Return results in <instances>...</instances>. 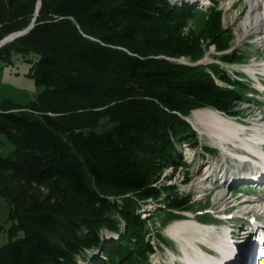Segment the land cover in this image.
<instances>
[{"label":"trees","instance_id":"trees-1","mask_svg":"<svg viewBox=\"0 0 264 264\" xmlns=\"http://www.w3.org/2000/svg\"><path fill=\"white\" fill-rule=\"evenodd\" d=\"M40 1L33 28L0 47L6 64L13 51L35 55L27 76L43 88L25 105L0 103V134L14 147L0 154L13 222L0 264H150L151 221L190 211L187 194L156 185L186 166L183 144L198 148L187 119L199 109L237 117L250 101L238 79L202 63V42L226 51L220 14L194 33L193 8L170 0ZM37 2L0 0V41L31 24ZM147 200L164 206L151 221L138 214Z\"/></svg>","mask_w":264,"mask_h":264},{"label":"rangeland","instance_id":"rangeland-1","mask_svg":"<svg viewBox=\"0 0 264 264\" xmlns=\"http://www.w3.org/2000/svg\"><path fill=\"white\" fill-rule=\"evenodd\" d=\"M170 2L174 7L187 5L193 8L192 17L185 30L194 33L202 30L211 10L220 14V40L226 51H217L211 41L202 42L206 53L202 63H216L231 80L238 79L244 84L241 89L250 101L237 109L240 113L237 117L223 116L211 109H199L193 111L187 119L198 137V148L193 149L183 144L179 151L186 166L179 167L176 171L164 169L156 185L187 194L190 211L176 218L161 214L151 221L154 210L163 209L164 206L151 200L140 203L141 210L138 214L151 221V235L155 236L151 241L155 254L150 257V264H189L184 261V257H198L191 251L192 244L198 245L199 256L203 254L210 258L213 256L210 250H214L213 245L221 236L231 237L235 247L244 251L242 245L253 240L251 235L264 233V179L255 183L256 176H253L258 172L263 173L264 158L253 156L252 152L245 150V142L258 140L255 149L264 157V145H261L264 144V25L260 33L254 25L244 26L249 12L248 0H215V3L211 0ZM223 55L241 56L242 60L240 63H225L219 59ZM10 60L8 64L0 60V103L10 100L25 105L34 101L43 88L37 87L27 76L31 66L27 60L35 61L36 56H22L13 51ZM179 62L187 63L185 59ZM215 80L222 87H226L217 78ZM222 126L229 131L236 130V137L222 132ZM105 127L109 126L105 124L103 128ZM205 147L213 149L214 152L204 154L202 150ZM12 151L14 147L0 134V154L6 157ZM242 158L247 162H242ZM238 167L242 175L239 172L233 179L227 173L226 179L229 181L224 185V171ZM207 176H212L207 180L214 187L212 191L202 189L206 184L201 183ZM219 194L223 196L222 200ZM10 212L11 206L0 197V226L3 227L0 247L7 243V232L13 224L8 220ZM238 216L245 219H238ZM249 218L256 219L255 224H250V227L245 225ZM118 221L122 228V220L118 218ZM254 226V233H251ZM119 237L118 232L104 235L108 242L117 241ZM223 244L229 248V243L225 241ZM234 244L231 246L234 247ZM99 255V251L92 253V256ZM78 262L83 264L80 259Z\"/></svg>","mask_w":264,"mask_h":264},{"label":"bare ground","instance_id":"bare-ground-1","mask_svg":"<svg viewBox=\"0 0 264 264\" xmlns=\"http://www.w3.org/2000/svg\"><path fill=\"white\" fill-rule=\"evenodd\" d=\"M248 3H249V12L247 14V20H246V23L244 24V26H247V25L253 26L254 25L255 28L257 29V32L260 33L262 26L264 25V0H248ZM221 130H222V132H227L232 137H236V135L238 133L236 130L229 131V129L225 126H222ZM257 142H258V140H255V141L249 140V141L245 142V150L248 151L249 153L252 152L251 155H253V156L257 155V156H260V158H264L262 153H260L259 150L255 149V144ZM242 160H243L242 162L245 161L243 158H242ZM245 162H247V161H245ZM243 170H242V172H243ZM239 172H240L239 167L237 169H234V170L224 171V176H223L224 180L222 181V183L224 182V185L228 183L229 180L226 179L227 173H229L228 177L231 175L232 178L234 179L238 176L236 174H238ZM209 175H210V173H209ZM241 175H242V173H241ZM209 178H212V176H207L206 178H204V181H202V183H201L202 185L206 184L205 186H203L202 189L205 190V189L210 188L211 183L207 182V180ZM221 179H223V178H221ZM211 181H213V179H211ZM219 197L221 200L223 199V196L221 194H219ZM263 239H264V237H263ZM192 240L193 239H191V241ZM224 242H225V239L223 236H221L219 238V241L213 245L214 249L220 253V256H221L220 259L222 261L220 259H217L218 257H216L214 255L210 258H207V257L203 256V254L201 255L199 253L200 254V256H199L198 255L199 248H198L197 244H192L190 246H191V251L193 250V254L195 256H198V257H194V256H191V257L188 256L187 258L184 257L185 258L184 261L189 263V264H214L216 260H219V261H216V264H237L239 261H241L243 254L239 251L238 247L230 246L229 248H226L225 246H223ZM251 254H253V252H251ZM258 254H259V259L263 260V263H264V252L262 251L261 253H258Z\"/></svg>","mask_w":264,"mask_h":264},{"label":"water","instance_id":"water-1","mask_svg":"<svg viewBox=\"0 0 264 264\" xmlns=\"http://www.w3.org/2000/svg\"><path fill=\"white\" fill-rule=\"evenodd\" d=\"M40 6H41V1L38 0L37 2V5H36V10H35V14H34V18L32 19L31 21V24L23 31H20V32H17V33H13L7 37H5L3 40L0 41V47H2L3 45L7 44V43H10L12 42L13 40L21 37V36H24L26 33L29 32V30H31L34 26V22H35V17L37 16L38 14V11L40 9ZM198 64H202V63H198Z\"/></svg>","mask_w":264,"mask_h":264}]
</instances>
